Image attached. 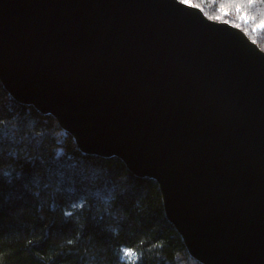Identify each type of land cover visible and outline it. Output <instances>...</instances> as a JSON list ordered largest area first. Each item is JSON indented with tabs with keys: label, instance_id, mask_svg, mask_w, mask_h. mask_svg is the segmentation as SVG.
<instances>
[{
	"label": "water",
	"instance_id": "water-1",
	"mask_svg": "<svg viewBox=\"0 0 264 264\" xmlns=\"http://www.w3.org/2000/svg\"><path fill=\"white\" fill-rule=\"evenodd\" d=\"M0 82L154 180L201 264H264V51L180 0H0Z\"/></svg>",
	"mask_w": 264,
	"mask_h": 264
},
{
	"label": "trees",
	"instance_id": "trees-1",
	"mask_svg": "<svg viewBox=\"0 0 264 264\" xmlns=\"http://www.w3.org/2000/svg\"><path fill=\"white\" fill-rule=\"evenodd\" d=\"M264 51V0H180ZM0 264H201L167 220L157 183L82 153L50 115L0 82Z\"/></svg>",
	"mask_w": 264,
	"mask_h": 264
},
{
	"label": "snow or ice",
	"instance_id": "snow-or-ice-1",
	"mask_svg": "<svg viewBox=\"0 0 264 264\" xmlns=\"http://www.w3.org/2000/svg\"><path fill=\"white\" fill-rule=\"evenodd\" d=\"M261 27H264V25H261Z\"/></svg>",
	"mask_w": 264,
	"mask_h": 264
}]
</instances>
